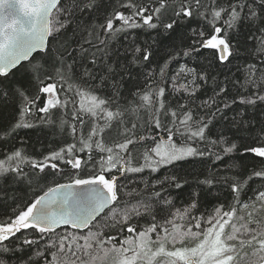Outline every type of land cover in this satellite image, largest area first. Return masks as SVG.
I'll list each match as a JSON object with an SVG mask.
<instances>
[{
    "label": "snow or ice",
    "instance_id": "1",
    "mask_svg": "<svg viewBox=\"0 0 264 264\" xmlns=\"http://www.w3.org/2000/svg\"><path fill=\"white\" fill-rule=\"evenodd\" d=\"M8 105L0 141L21 147L0 153L5 185L74 171L22 207L12 197L0 264H264V120L252 135L249 116L264 106V0H0ZM37 126L71 139L29 154L18 133ZM145 170L161 174L125 191ZM205 190L227 193L212 213Z\"/></svg>",
    "mask_w": 264,
    "mask_h": 264
},
{
    "label": "trees",
    "instance_id": "2",
    "mask_svg": "<svg viewBox=\"0 0 264 264\" xmlns=\"http://www.w3.org/2000/svg\"><path fill=\"white\" fill-rule=\"evenodd\" d=\"M116 7L119 6V0H115ZM139 39H143V34L141 33V36ZM129 41H126L124 37H121L118 42L115 43V48H119L123 50L124 47L127 46ZM235 63H242V61H236ZM196 61H189V66H196ZM231 67V66H230ZM221 72H227V69H222L220 72H216L218 78L220 80H224V76L221 74ZM238 75V74H235ZM231 88V85H229ZM232 94L236 93V89H231ZM209 95H211V88L209 87ZM264 110V106H261L260 108L256 109L255 111H250L249 116L256 121V129L252 133V135H255V132L259 130V128L262 126L259 121L264 120V116H261V111ZM16 110L11 106L8 105L6 107H0V130L3 129L6 125H8L15 117ZM39 115V114H38ZM232 113H229V116H231ZM57 117H54L56 119ZM26 119H31L34 123L36 122L35 117H26ZM224 123L221 122L217 124V126L213 129V134L220 133L222 131H226L224 128ZM18 136L20 138H23L26 141V144L23 146L22 150L26 151L29 154H33L36 156H40L41 154H47L52 151H57L59 148L64 146V143L68 140H70V137L67 136H61L59 134H53L52 129L49 126H37L31 129H22L19 131ZM13 147H21L18 140H10V141H0V153H3L6 150H9ZM2 158V157H0ZM238 161L243 166H252L255 165L257 168L260 167L259 164V158L253 157L251 154H247L246 156L239 157ZM212 168V165H208V169L210 170ZM200 171L199 165H192V164H185L182 171L184 172H192L193 170ZM27 170V168L25 169ZM74 170H70L69 167L65 166V173L67 174H59L53 176L48 170H46L47 179L45 182L40 183L37 187L36 180H33L32 184L29 185L27 181L24 183H16L13 181H9L7 185H5V182L3 178H0V189L5 190L7 192V196L3 197L0 196V220H3L6 218L7 215L12 214V207L13 204L12 197H16L17 201L19 202L20 206H24L25 204L32 201L36 196L42 195L43 191L47 190L48 186H55V182L58 183H71L72 182V176L71 172ZM165 170H161V173H163ZM170 171V169L168 170ZM180 171V169H178ZM158 174H150L147 170L145 172L140 174H129V177L127 179L128 183V189L125 191L130 190L131 188L138 187L139 189L144 188L143 180H153L155 178V175ZM79 175H83L84 178H87L86 172L78 173ZM125 181H122V183ZM253 189L261 187L260 183L258 181L252 182ZM172 192V198L176 200L177 202L184 200V196L177 195V190H170ZM227 193L222 191H216L212 190L211 194H209L208 190H205L200 197V207L199 212L201 213H212L213 209L218 206V202L223 201L226 197ZM135 194H133V197H129V199H134ZM239 209V206H237ZM247 210H245L246 212ZM244 213H241L238 210V215H241ZM64 229L60 228L57 230L59 233H63ZM68 231H78L73 229H68ZM87 229L85 230V232ZM28 235L31 236L32 233L29 230ZM81 243H83L81 241ZM43 244V242H42ZM51 259V257H49ZM111 259V258H109ZM15 264V262H13Z\"/></svg>",
    "mask_w": 264,
    "mask_h": 264
},
{
    "label": "water",
    "instance_id": "3",
    "mask_svg": "<svg viewBox=\"0 0 264 264\" xmlns=\"http://www.w3.org/2000/svg\"><path fill=\"white\" fill-rule=\"evenodd\" d=\"M58 229H60V228H58ZM58 229H57V230H58ZM85 230H86V229H85ZM85 230H84V231H85Z\"/></svg>",
    "mask_w": 264,
    "mask_h": 264
}]
</instances>
